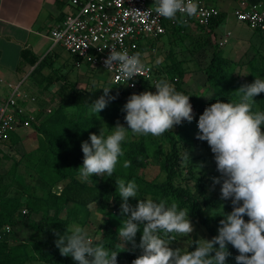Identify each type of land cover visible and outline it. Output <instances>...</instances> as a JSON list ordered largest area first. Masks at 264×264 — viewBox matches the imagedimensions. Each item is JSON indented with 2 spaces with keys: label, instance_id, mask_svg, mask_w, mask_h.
<instances>
[{
  "label": "trees",
  "instance_id": "16d2710c",
  "mask_svg": "<svg viewBox=\"0 0 264 264\" xmlns=\"http://www.w3.org/2000/svg\"><path fill=\"white\" fill-rule=\"evenodd\" d=\"M246 1L256 4L260 0ZM226 15L221 12L211 22L209 34L222 24ZM186 27L178 23L169 31L170 40L183 39ZM254 31L259 39L252 45L256 52L247 62L249 70L246 76L241 71L236 72L240 65L225 57L219 44L214 46L209 64L204 69L207 82L214 91L209 102L194 97L184 88V79L189 71L185 68L187 60L178 59L172 50L168 52L170 64L167 60L159 65L149 61L153 67L151 81L133 91L114 88L110 95L115 99L94 115L90 107L103 95L102 87L79 90L66 80H60L62 77L56 72L55 76L44 75L43 71L52 67L50 57L38 64L34 58L31 63L36 67L31 76L42 91H48L56 82L63 81V84L52 93L57 106L51 114L28 129L33 131L38 147L15 161L7 176L0 174V264H77L72 257L61 255L55 244L59 238L56 234L63 235L73 224L85 229L91 223L92 214L103 216L102 232L88 234L93 244H103L110 251H118V264H132L141 254L138 245L142 232L137 234L135 247L131 243L125 244L118 236L125 218L121 216L122 200L118 196L116 179L134 180L138 185L137 199L176 201L181 209L189 211L192 223L200 225L210 240L218 235L219 221L223 219L220 215L233 210L231 201H221L220 190L212 188L216 172L199 170L194 158L185 160L184 156L196 147L197 122L206 107L217 101L238 99L234 92L242 85L253 83L255 78L264 79V33ZM153 48L155 46L150 45L149 51ZM161 79L173 84L177 91L191 96L190 102L198 118L190 123L185 121L160 137L134 135L129 131L122 145L124 155L120 157L112 177L93 175L86 180L81 178L78 169L84 158L82 142H90V134L99 135L103 126L106 134L117 123L127 127L126 113L122 109L128 98L133 93L155 92L153 85ZM254 99V110L264 111V93ZM20 141L17 136H11L7 145L16 146ZM1 155L0 149V170ZM3 158L9 157L5 155ZM125 160L131 162L130 167H123ZM187 169L195 180L192 185L180 180ZM137 199L130 198L129 202L135 206ZM228 251L231 255L227 264H237L235 257L239 255L238 251L231 245Z\"/></svg>",
  "mask_w": 264,
  "mask_h": 264
},
{
  "label": "clouds",
  "instance_id": "9594fccd",
  "mask_svg": "<svg viewBox=\"0 0 264 264\" xmlns=\"http://www.w3.org/2000/svg\"><path fill=\"white\" fill-rule=\"evenodd\" d=\"M198 8L197 0H154L148 11L183 25L187 18L197 15ZM104 64L108 70L118 68V79L131 80L149 70L140 52L130 55L126 49L112 48ZM153 86L155 92L133 93L128 98L122 109L127 127L117 123L106 134L103 126L99 135L90 134V142H82L84 158L78 169L81 178L112 177L124 155L122 145L129 131L134 135L160 137L185 121H193L191 96L177 91L164 79ZM112 88L102 89L103 95L90 107L93 115L115 99L110 95ZM234 93L238 99L217 101L205 108L198 119L197 135L214 154L220 176L214 177L213 183L221 186L220 200H230L233 210L220 215L223 219L219 221L218 235L197 242L194 250L182 252L172 247L170 240L194 232L189 211L181 209L176 201L137 199L138 185L134 180L116 179L122 200L121 216L125 218L118 236L125 244L135 247L137 234L142 232L138 245L141 254L132 264H227L231 255L229 245L239 253L235 257L237 264H264V111L254 110V98L264 93V79L255 78L253 83L242 85ZM189 158L186 153L184 159ZM130 166L131 162L125 160L123 167ZM130 198L138 203L133 206ZM56 235L59 238L55 244L61 255L72 257L77 264H118L119 252L110 251L103 244L94 245L79 225Z\"/></svg>",
  "mask_w": 264,
  "mask_h": 264
},
{
  "label": "built area",
  "instance_id": "2783aa9c",
  "mask_svg": "<svg viewBox=\"0 0 264 264\" xmlns=\"http://www.w3.org/2000/svg\"><path fill=\"white\" fill-rule=\"evenodd\" d=\"M197 2V15L187 18V23L183 25L194 23L210 33L211 22L222 11L205 0ZM153 4L154 0H70V12L62 23L51 30L52 45H60L70 55L77 57V67L86 63L110 72L113 87L125 91L136 90L153 79V67L147 58L155 49L149 51L150 47L145 43L167 35L178 24L158 17L154 11H148ZM233 15L237 21L264 33V0L256 4L239 0ZM229 36L220 46L228 42ZM112 48L117 51L126 49L130 55L140 52L149 70L131 80L118 79V68L108 70L104 64ZM22 86L23 81L15 86L10 85V94L0 101V149L10 142L13 134L31 129L34 123H41L52 112V108L40 105L37 95L23 91Z\"/></svg>",
  "mask_w": 264,
  "mask_h": 264
},
{
  "label": "rangeland",
  "instance_id": "374dc122",
  "mask_svg": "<svg viewBox=\"0 0 264 264\" xmlns=\"http://www.w3.org/2000/svg\"><path fill=\"white\" fill-rule=\"evenodd\" d=\"M238 1L239 0H207V4L218 6L221 8V11L224 10L228 12L222 24L211 34L202 31L199 26L191 23L190 25H187L185 31L186 33L183 35V39L170 40L171 33L157 39H150L145 44L149 47L150 45L155 46V51L150 53V58L148 60L155 63L159 61V63H157L158 65L164 64V62H166L165 60H167V63L170 64L168 61V52L171 50L172 52H175L177 57L187 59V65L185 64V68L186 70L189 68V71L184 79V88L194 97L204 102H209L214 95V91L207 82L204 69L209 64L214 51V46L218 44L215 42V39L220 42L221 35L223 36L227 31H231L233 33V37L229 38L230 44L223 47L220 46V48H222L225 57L238 62L240 66L237 68L236 72L241 71L243 76H246V73L249 70L247 65L248 60H250L256 52L255 49L249 46V43L245 44L244 47H238L235 43V36L239 33L247 35L251 34V37H253L254 40L259 39L258 33L252 30L250 31L246 25H242L235 20L233 11L237 6ZM68 6H70V0H68ZM235 32H237L236 35ZM208 38H211V42H209L210 40ZM213 40L214 42H212ZM51 53L52 55L57 54L59 56L58 62L61 65L58 64V67L55 68L53 66L51 68H47L50 70L48 74L55 76L54 73L56 72L58 76L60 75L62 77V80H66L79 90H89L97 87L104 88L106 86L113 87L111 73L107 70L99 67L93 68L86 63H82L81 67H77L76 63L79 62L78 58L70 55V53L63 49L60 45L52 49ZM32 71L30 70L27 74H23L21 76L20 79L23 81L22 90L27 93L39 95L42 107H50L54 109L57 104L53 99L52 94L49 91L41 90L40 86H38L37 82L34 80V76H31ZM54 85L55 89L56 86H60L61 84L56 83ZM114 88L115 87L111 89V92L114 91ZM6 97L4 98L6 99ZM122 98L124 99V96ZM256 105L259 107V102ZM197 118L198 115H195V120ZM32 134L33 131L28 130L12 135L17 136L21 139V141L16 146H11L10 144L7 145L8 143H6L3 149H1V158L3 161L1 163L0 174L7 176L6 174L11 170L15 161L21 160L25 154L32 152L38 147V140L35 139ZM5 155L9 158H3ZM189 155L191 158H194L200 166L199 170L206 169L207 172H216L217 177L220 176V173L217 171L214 154L211 152V149L206 141L196 139V147ZM23 171L24 169L21 168V172ZM180 180L184 184L192 185L195 183V180L191 178V174L188 172V169L184 171ZM220 187V185L212 183V188L220 190ZM102 218L103 216L100 214H92L91 223L85 228V231L88 234H94L96 231L101 233L103 230L100 227ZM193 225L195 230L191 235L187 237L179 235L176 236L174 240H170L171 246L179 248L182 252L191 251L192 247L197 242L202 241L203 239L210 240L208 233L200 225L197 223H194ZM97 238H99V236H97Z\"/></svg>",
  "mask_w": 264,
  "mask_h": 264
},
{
  "label": "crops",
  "instance_id": "0c3cea01",
  "mask_svg": "<svg viewBox=\"0 0 264 264\" xmlns=\"http://www.w3.org/2000/svg\"><path fill=\"white\" fill-rule=\"evenodd\" d=\"M68 7V0H0V100H4V97L10 94V85L19 84L23 74L34 70L36 66L31 63L34 58L38 60L37 64L44 58L50 57L54 68L58 67V64L61 65L58 62L59 56L51 53L55 47L52 45L50 36L51 30L62 23L66 14L70 12ZM222 12L228 13L224 10ZM235 20L237 21L236 18ZM237 22L246 25L250 31H254L247 24ZM228 34H230L228 42L223 46L229 45V38L233 37L231 31L221 35L220 42L216 39L215 42L220 45ZM235 38L238 47H244L249 43V46L253 48L254 41H258L254 40L251 34L239 33ZM49 72L48 69L43 71L44 74ZM56 83L61 85L56 86L55 89L53 85L48 90L51 94L62 86L63 81Z\"/></svg>",
  "mask_w": 264,
  "mask_h": 264
}]
</instances>
